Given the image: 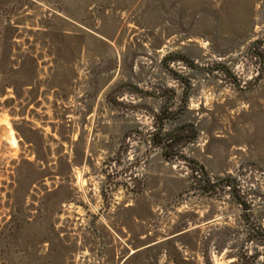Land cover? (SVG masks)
Returning <instances> with one entry per match:
<instances>
[{
  "label": "rangeland",
  "instance_id": "rangeland-1",
  "mask_svg": "<svg viewBox=\"0 0 264 264\" xmlns=\"http://www.w3.org/2000/svg\"><path fill=\"white\" fill-rule=\"evenodd\" d=\"M183 233L264 264V0H0V264H175L145 248Z\"/></svg>",
  "mask_w": 264,
  "mask_h": 264
},
{
  "label": "trees",
  "instance_id": "trees-1",
  "mask_svg": "<svg viewBox=\"0 0 264 264\" xmlns=\"http://www.w3.org/2000/svg\"><path fill=\"white\" fill-rule=\"evenodd\" d=\"M153 140H154V138H153ZM166 141H164V142L155 141V143L158 145L163 144L166 147H168L166 144ZM184 235H185V233L180 234V235L173 237V238L166 239L165 241L154 244L152 246H148L145 248V251L156 249V250H158L159 254L162 253L161 251H165L166 252L165 254L173 261V263L184 264V263H186L185 262L186 260L184 259L183 255L181 253V250L179 249V246L177 245L179 243V245L182 246L183 248L186 247L182 241V238H184ZM163 245H165L166 248L160 250ZM159 250H160V252H159ZM140 251L141 250L134 252L131 256L132 257L138 256L140 254ZM156 262H158L157 258H156ZM263 263H264V261H263Z\"/></svg>",
  "mask_w": 264,
  "mask_h": 264
}]
</instances>
